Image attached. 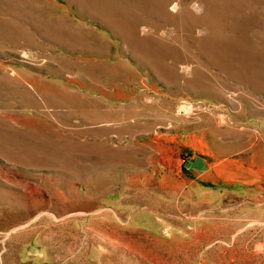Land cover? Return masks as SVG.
<instances>
[{"label":"rangeland","instance_id":"rangeland-1","mask_svg":"<svg viewBox=\"0 0 264 264\" xmlns=\"http://www.w3.org/2000/svg\"><path fill=\"white\" fill-rule=\"evenodd\" d=\"M0 264H264V0H0Z\"/></svg>","mask_w":264,"mask_h":264},{"label":"crops","instance_id":"crops-1","mask_svg":"<svg viewBox=\"0 0 264 264\" xmlns=\"http://www.w3.org/2000/svg\"><path fill=\"white\" fill-rule=\"evenodd\" d=\"M190 169L194 173L195 178H200V181L210 182V165L204 159H197L191 162ZM210 185V183H207Z\"/></svg>","mask_w":264,"mask_h":264},{"label":"bare ground","instance_id":"bare-ground-1","mask_svg":"<svg viewBox=\"0 0 264 264\" xmlns=\"http://www.w3.org/2000/svg\"><path fill=\"white\" fill-rule=\"evenodd\" d=\"M224 1H227V0H224ZM179 3V2H178ZM227 3V2H226ZM176 4V3H175ZM226 5V4H225ZM174 6V5H173ZM176 6H178V5H176ZM224 7V6H223ZM230 7V6H229ZM172 8V7H171ZM221 8V7H220ZM227 8V7H226ZM175 9V8H174ZM230 21V20H229ZM115 24V23H114ZM226 24V23H225ZM240 24H241V22H240ZM227 25V24H226ZM222 27V26H221ZM217 29V28H216ZM222 30V29H221ZM224 30H225V28H224ZM220 31V30H219ZM218 31V32H219ZM227 31H229V30H227ZM235 31V30H234ZM238 31V30H237ZM224 33V32H223ZM213 35V34H212ZM216 35H218V34H216ZM231 35V34H230ZM232 36V35H231ZM231 36H229V37H231ZM235 36V35H234ZM237 36V35H236ZM216 38V37H215ZM227 38V37H226ZM234 39V38H233ZM215 40V39H214ZM236 40V39H235ZM208 41H209V39H208ZM219 42V41H218ZM225 42V41H224ZM236 42H238V41H236ZM230 43H233V42H230ZM211 44V43H210ZM216 45V44H215ZM236 45V44H235ZM209 48H210V46H209ZM214 48H215V46H214ZM223 48V47H222ZM226 49H227V47H225ZM213 49V48H212ZM221 49V48H220ZM231 53H233V52H231ZM260 54V53H259ZM236 55H237V53H236ZM228 57H229V55H227ZM232 56V55H231ZM238 57V56H237ZM249 58H251V57H249ZM252 59V58H251ZM231 60H232V58H231ZM233 61V60H232ZM224 62V61H223ZM231 62V61H230ZM231 67V66H230ZM249 67V66H248ZM254 67V66H253ZM234 69V68H233ZM256 69V68H255ZM257 70V69H256ZM239 73V72H238ZM41 101V100H40ZM44 101V100H43ZM46 101V100H45ZM53 101H55V100H53ZM49 102V101H48ZM53 103H56V102H53ZM62 103V102H61ZM45 104V103H44ZM26 147V146H25ZM23 150V149H22ZM21 150V151H22ZM25 150V149H24ZM29 153H31V152H29ZM20 157V156H19ZM23 158V157H22ZM29 162V161H28ZM58 164V163H57Z\"/></svg>","mask_w":264,"mask_h":264}]
</instances>
